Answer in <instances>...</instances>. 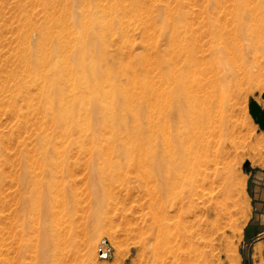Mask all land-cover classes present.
Segmentation results:
<instances>
[{
  "label": "rangeland",
  "instance_id": "1",
  "mask_svg": "<svg viewBox=\"0 0 264 264\" xmlns=\"http://www.w3.org/2000/svg\"><path fill=\"white\" fill-rule=\"evenodd\" d=\"M192 1L0 0V264H264V234L257 236V228L250 223L256 202L255 188L264 190V130L248 110L252 100L264 109V47L254 51L251 62L238 64L236 75L223 85L224 98L218 96L219 101L212 109L214 120L206 128L208 150L219 159L230 194L224 198V204L211 203L207 216L198 213L199 218L208 219L201 225V234H191V238L187 235L193 243L176 247L174 200L165 203L156 193L161 201L158 198L153 201L155 191L151 190L150 195L148 186L149 194L146 193L144 183L135 181L139 179L132 170H123L120 181L124 185L119 181L108 186L101 206L99 201L94 203V191L91 193L86 182L85 162L89 158H77L73 149L70 152L73 151L71 156L75 159L71 162L79 165L73 175L76 194L73 189L74 199L68 201L72 205L66 204L65 211L59 208L61 217L57 214L47 218L50 221L47 220L46 226L43 218L20 215L18 161L26 154L39 152L37 136L44 131L41 114L27 111L24 100L14 92L20 83L13 75L20 71L17 65L25 49L37 48L41 33L46 36L43 53L47 54L61 37V44H68L61 57L70 58L79 42L86 47V59L96 63L95 68H81L82 75L97 74L100 85L116 92L114 100L124 98L121 106L115 108L117 112L134 109L149 100L153 102L155 97L149 99L148 90L161 95L163 110H170L174 108V22L178 13L197 9ZM133 3L138 4L135 7ZM99 17L104 19L103 26L98 22L92 25L91 20ZM176 63L177 70L184 68L181 59ZM65 75L68 79L69 74ZM70 81L69 90L73 88ZM108 84L114 89H109ZM68 89H64L62 97L71 104ZM27 90L30 96L37 93L34 85ZM77 93L75 109L90 107L80 113L86 114L85 121L97 120L100 124L103 117L96 115L100 114L99 108L92 109L85 101L81 104L83 93ZM100 97L104 99L102 92ZM166 122L174 126V118ZM111 187L114 189L110 190ZM95 212L101 214V225L95 224ZM259 226L264 228V224ZM50 228L58 232V238L54 245L41 248L40 235L43 229L48 233ZM101 251L105 257L100 255ZM41 252L46 253L44 262Z\"/></svg>",
  "mask_w": 264,
  "mask_h": 264
},
{
  "label": "bare ground",
  "instance_id": "2",
  "mask_svg": "<svg viewBox=\"0 0 264 264\" xmlns=\"http://www.w3.org/2000/svg\"><path fill=\"white\" fill-rule=\"evenodd\" d=\"M192 2L197 9L178 13L177 22H174V108L170 110H163L159 101L161 95L148 90L146 94L149 99L153 95L155 97L153 102L149 100L148 104L117 112L115 108L121 106L124 98L114 100L112 96L115 91H107L104 85H100L97 74L91 72L90 75H82L81 68H95L96 63L86 59V47L79 42L74 47V56L72 54L70 58L61 57V51L68 44H61L60 36L54 38L57 43L51 46L47 54L42 51L46 36L41 33L37 48L25 49L17 65L20 71L13 75L20 83V86L14 87V92L24 100L27 111L41 114L44 131L37 136L39 152L30 156L22 154L24 157L18 161L16 183L22 217L32 218L35 215L43 218V225L46 226L47 220L50 221L47 218H54L57 214L61 217L59 208L72 205L68 201L75 196L73 175L79 163L71 162L74 157L71 154L76 150L77 158H89L85 162L88 164L86 182L88 188L92 189L91 193L94 191V203L99 201L101 206L104 200L102 195L107 192L108 186L119 183L123 170L129 169L140 180L136 182L144 183L146 188L150 186V192L155 191L153 196L158 193L156 196L164 199L165 203L174 200V244L177 248L193 243L190 242L191 234H201V225L208 218H199L198 213L207 216L211 203L221 201L220 204H224V198L230 194L220 161L208 150L209 133L206 128L213 123L212 109L218 96L219 99L224 98V83L236 75L240 67L238 64L251 62L255 58L254 51L264 47V0ZM137 4L133 3L134 6ZM103 20L102 17L93 18L91 24L98 22L103 26ZM117 24L120 25L119 22ZM178 59L184 64L180 70L176 69ZM66 73L69 74L68 79ZM69 81L73 84L70 90ZM31 85L37 89L35 96L28 93ZM66 87L72 95L71 104L68 103L70 100L65 101L66 97H62ZM108 87L114 89L110 84ZM77 92L83 93L81 104L85 101L92 109L99 108L100 114L96 115L103 117L100 124H97V120L85 121L86 114L80 113L81 109L86 112L90 107L75 109ZM100 92L104 99L100 97ZM15 111L19 112V109ZM169 118H174V126L166 125ZM148 188L146 193L149 194ZM156 196L154 199L150 197L153 201L156 198L161 201ZM98 212H95V224L101 225L102 218ZM40 236L39 244L45 248L55 244L58 232L50 228L47 233L43 229ZM45 258L46 253L41 252V261L44 262Z\"/></svg>",
  "mask_w": 264,
  "mask_h": 264
},
{
  "label": "crops",
  "instance_id": "3",
  "mask_svg": "<svg viewBox=\"0 0 264 264\" xmlns=\"http://www.w3.org/2000/svg\"><path fill=\"white\" fill-rule=\"evenodd\" d=\"M256 194L254 199L256 202L254 203L252 219L251 224L252 227L257 228V236H261L264 234V228L259 226L261 224H264V190H262L259 186H256L255 188ZM258 227H260L258 229Z\"/></svg>",
  "mask_w": 264,
  "mask_h": 264
},
{
  "label": "water",
  "instance_id": "4",
  "mask_svg": "<svg viewBox=\"0 0 264 264\" xmlns=\"http://www.w3.org/2000/svg\"><path fill=\"white\" fill-rule=\"evenodd\" d=\"M248 110L260 129L264 130V109H262L256 101L252 100L248 105ZM100 255L104 256L102 252H100Z\"/></svg>",
  "mask_w": 264,
  "mask_h": 264
},
{
  "label": "built area",
  "instance_id": "5",
  "mask_svg": "<svg viewBox=\"0 0 264 264\" xmlns=\"http://www.w3.org/2000/svg\"><path fill=\"white\" fill-rule=\"evenodd\" d=\"M101 252H102V253H103V255H104L103 257H105V256H106V254H105L103 251H101Z\"/></svg>",
  "mask_w": 264,
  "mask_h": 264
}]
</instances>
